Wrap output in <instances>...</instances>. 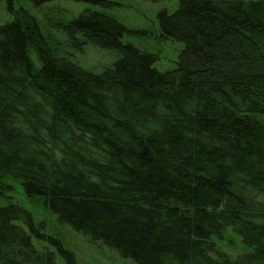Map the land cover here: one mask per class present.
<instances>
[{
    "label": "trees",
    "instance_id": "obj_1",
    "mask_svg": "<svg viewBox=\"0 0 264 264\" xmlns=\"http://www.w3.org/2000/svg\"><path fill=\"white\" fill-rule=\"evenodd\" d=\"M74 1L87 6L56 22L60 51L29 11L0 23V196L17 180L59 224L136 264H264V0L160 9V38L181 44L165 70L104 12L114 1ZM85 44L115 57L86 69L70 53ZM42 227L0 206V264H76L58 235L56 252L35 246ZM227 227L248 248L234 259L212 241Z\"/></svg>",
    "mask_w": 264,
    "mask_h": 264
},
{
    "label": "rangeland",
    "instance_id": "obj_2",
    "mask_svg": "<svg viewBox=\"0 0 264 264\" xmlns=\"http://www.w3.org/2000/svg\"><path fill=\"white\" fill-rule=\"evenodd\" d=\"M115 6L104 9V12L114 16L118 21L132 30V35L127 39L142 50L156 54V68L165 70L174 64L177 53L181 48L179 42L160 38L156 23V13L165 8L173 10L177 0H112ZM87 5L74 0H45L38 7H34L31 0H13L11 7L6 0H0V23L11 21L19 10L29 11L40 21L44 29L54 37L59 51L64 47V37L57 31L55 24L58 21H66L75 16ZM68 49V48H67ZM65 49V51H68ZM73 52L74 58L81 66L92 71H99L109 65L115 57L113 51L102 50L92 44H85L80 52ZM28 55L35 69L41 65L38 52L34 47L28 48ZM12 191L0 196V206L6 205L7 201H13L27 208L37 223L43 225L44 239L34 240L37 248L48 247L56 252L55 248L47 241V236L62 238V242L74 255L76 264H136L124 259L118 254L99 242H93L87 236L73 230L65 224H59L54 215L35 198H28L22 192L19 181L9 180ZM212 241L218 249L234 259L239 254L246 252L248 248L242 243L241 237L227 227L221 238L212 237ZM58 264H66L65 260L57 253Z\"/></svg>",
    "mask_w": 264,
    "mask_h": 264
}]
</instances>
